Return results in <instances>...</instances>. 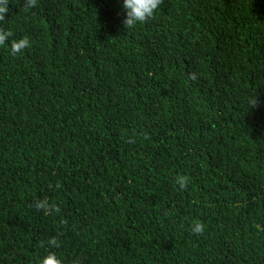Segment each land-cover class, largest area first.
<instances>
[{
  "label": "trees",
  "instance_id": "obj_1",
  "mask_svg": "<svg viewBox=\"0 0 264 264\" xmlns=\"http://www.w3.org/2000/svg\"><path fill=\"white\" fill-rule=\"evenodd\" d=\"M25 4L0 22V264H264V0L132 29L123 0Z\"/></svg>",
  "mask_w": 264,
  "mask_h": 264
},
{
  "label": "clouds",
  "instance_id": "obj_2",
  "mask_svg": "<svg viewBox=\"0 0 264 264\" xmlns=\"http://www.w3.org/2000/svg\"><path fill=\"white\" fill-rule=\"evenodd\" d=\"M164 0H123V10L125 12V18L123 20L124 28L132 29L137 24L147 23L154 17V14L158 7L162 5ZM37 4V0H26L25 8H31ZM8 0H0V22L4 21L6 14L8 13ZM13 34L11 31H5L0 28V46H4L9 37ZM31 47V41L27 36L11 42V54L16 55L22 53L25 48ZM189 78L193 81L197 79L195 73H190ZM249 108H256L259 106L257 97H251L248 100ZM148 138L147 136L145 137ZM134 142V141H132ZM41 149H50L44 146L34 148L30 152L31 156L36 158L39 162H42L46 158L39 153ZM52 151V150H51ZM36 167L38 170L43 168V165L37 164ZM45 170H49L45 167ZM177 183L179 184L180 189H185L189 183V178L187 176H179L177 178ZM41 186L44 187L41 183ZM35 207L38 210H43L45 215H51L53 212L58 213L60 208L54 204H49L47 198L43 200H37ZM205 226L202 222H194L192 225V232L197 235L203 234ZM50 246L59 247L60 244L56 238H52L48 241ZM40 247H44V243L40 242ZM40 264H62V261L56 256L54 252H48L41 260Z\"/></svg>",
  "mask_w": 264,
  "mask_h": 264
}]
</instances>
